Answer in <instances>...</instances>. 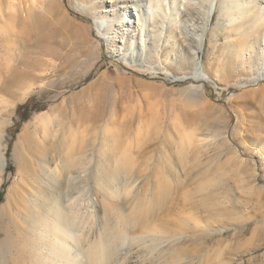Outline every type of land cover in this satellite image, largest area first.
Wrapping results in <instances>:
<instances>
[{"label": "rangeland", "instance_id": "obj_1", "mask_svg": "<svg viewBox=\"0 0 264 264\" xmlns=\"http://www.w3.org/2000/svg\"><path fill=\"white\" fill-rule=\"evenodd\" d=\"M257 1L251 22L200 3L190 29L173 3L152 17L150 0H0V66L9 52L39 77L16 88L0 74V264H27L18 201L42 203L37 190L59 199L60 224L73 218L74 262L124 219L108 264L138 249L139 264H264Z\"/></svg>", "mask_w": 264, "mask_h": 264}, {"label": "bare ground", "instance_id": "obj_2", "mask_svg": "<svg viewBox=\"0 0 264 264\" xmlns=\"http://www.w3.org/2000/svg\"><path fill=\"white\" fill-rule=\"evenodd\" d=\"M186 1L187 0H150V4L146 6L147 12L152 15V17H156V15L160 12H168V7H170L173 3L177 4V9H175V15L181 14L182 6L185 7L187 15L190 16V19L186 21V23L189 22L187 23V27H189L190 29L192 28L191 26H196V24L200 25L204 23L207 19L206 11H202L203 7H198V5L200 3L201 5H203L206 1H208L209 3V0H189L188 2ZM256 1L257 0H225L223 4L224 6L221 7V9L225 15L233 13L232 20H235L237 15L240 14L241 19L244 22H251L259 12L258 8L260 3L258 4L256 3ZM152 3H155L156 7L152 6ZM193 5L196 6L193 7ZM213 12V7L209 8V18L212 16ZM262 19L264 20V13L262 15ZM139 23H142L141 19ZM96 27L100 33H103L105 24L104 22H97ZM146 35L147 34H145V36ZM202 42L203 36L201 38V43ZM41 52L45 53L43 51ZM6 54V58L9 59V62L4 64L3 66H0V74L4 77V84L7 87L26 88L30 86L33 82L39 80V77L33 74V72H24L22 74L16 73L18 68L25 64L23 62H20L18 65H14L15 62H18L17 56L9 52H6ZM12 61L14 62V64L12 63ZM22 138L25 141H27L28 139L27 135H23ZM19 159L23 161L25 160L23 156H19ZM4 167L5 160L2 159L0 155V168L2 169L0 170L3 171ZM51 190L53 194L56 193L55 185L51 186ZM37 191L44 198H41L42 200H44L42 202L43 204L39 203L40 200H35V202H25L24 200L18 201L19 207L17 211L18 214H20V216L23 218V226L21 225L19 229V234L20 236H22L21 240L22 242H24L26 247L25 250L23 249L21 257H23L24 261H26L27 264H108V261L110 260V257L112 255V250L115 247L114 245H117L119 244V242L121 243L122 241H125L130 237V224L128 223L130 222V220L127 222L122 218V226L118 227V229H116L117 231H112V236H106V238L103 237V240L97 242L96 244L93 243L94 245H91L89 247L87 251L88 253L86 254V261L74 262L72 258L73 256L71 255L72 246H70L71 244L69 245V242H71L70 240L73 239V242H76L78 244L79 241L75 239L76 237L74 238V236H71L72 233L70 232L71 234H69L67 230V227L69 225L71 226L72 222L70 223V220L73 218L70 217L71 219L69 218L67 219V221L64 220V223L62 222V224H60L61 211L60 208H58L60 205L59 199H57L55 196L53 198V195L52 197H49L47 193H45L46 191ZM67 217L68 216H66V218ZM126 220L128 219L126 218ZM107 237H111L112 239L110 238L111 240L109 241L107 240ZM43 248H45V250H43ZM45 251H48L49 253H45ZM138 251L136 250L135 252L127 255L123 263L116 264H139L140 258L142 256L139 257L140 254H138ZM170 255L172 256V253ZM141 260L143 259L141 258ZM144 260L142 262H145Z\"/></svg>", "mask_w": 264, "mask_h": 264}, {"label": "trees", "instance_id": "obj_3", "mask_svg": "<svg viewBox=\"0 0 264 264\" xmlns=\"http://www.w3.org/2000/svg\"><path fill=\"white\" fill-rule=\"evenodd\" d=\"M28 118H23V122L26 121ZM1 198H2V192H0V203H1Z\"/></svg>", "mask_w": 264, "mask_h": 264}]
</instances>
